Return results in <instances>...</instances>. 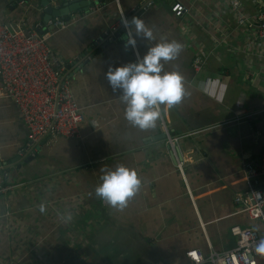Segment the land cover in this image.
<instances>
[{
	"label": "crops",
	"instance_id": "1",
	"mask_svg": "<svg viewBox=\"0 0 264 264\" xmlns=\"http://www.w3.org/2000/svg\"><path fill=\"white\" fill-rule=\"evenodd\" d=\"M90 1L47 38L85 116L80 136L47 139L23 164L31 157L27 130L14 104L0 97V170L7 171L0 176V264H188V251L206 257L232 249V226L264 235L263 224L233 201L248 189L245 164L257 163L264 146V45L255 27L264 0H238L239 12L229 0H150L143 11L148 0ZM175 2L188 9L182 18L170 11ZM40 10L34 4L23 13L0 0V22L28 13L33 25L42 21ZM239 15L253 26H240ZM133 16L153 39L131 25L106 46L94 45ZM129 32L135 46L127 43ZM173 40L184 47L176 59L161 61L162 74L179 72L185 96L171 108L160 105L156 127L141 130L125 119L123 90H114L106 73ZM90 48L85 62L67 71ZM165 127L176 155L161 139ZM118 165L141 180L122 209L95 192Z\"/></svg>",
	"mask_w": 264,
	"mask_h": 264
},
{
	"label": "built area",
	"instance_id": "2",
	"mask_svg": "<svg viewBox=\"0 0 264 264\" xmlns=\"http://www.w3.org/2000/svg\"><path fill=\"white\" fill-rule=\"evenodd\" d=\"M8 2L23 13L34 8V0ZM229 4L233 11L239 12L238 0H229ZM152 5L153 2L148 0L140 10ZM170 11L176 18H182L188 9L175 2ZM39 12L42 14L41 10ZM27 14L15 22H0V97L8 98L19 111L27 130L28 145L31 147L27 155L32 156L44 138H78L85 116L72 95L65 65L58 62L47 44L50 32L62 31L67 28L68 23L57 18L45 25L41 19L29 25ZM122 18L121 27H124ZM237 20L240 26H253L244 15H239ZM255 27L258 41L264 45V12L257 17ZM260 114L264 123V108ZM165 132L166 143L175 154L174 140L168 135L166 127ZM3 176L7 177V174L4 173ZM244 178L248 189L234 195V204L240 206L241 212L250 220L258 221L264 226V146L257 163L249 161L245 164ZM257 193L260 194L259 197ZM230 234L235 241L232 249L225 252L211 250L206 257L198 250L188 251V264H259L261 259L264 261V257L255 253V246L264 235L255 229L237 225L230 228Z\"/></svg>",
	"mask_w": 264,
	"mask_h": 264
},
{
	"label": "clouds",
	"instance_id": "3",
	"mask_svg": "<svg viewBox=\"0 0 264 264\" xmlns=\"http://www.w3.org/2000/svg\"><path fill=\"white\" fill-rule=\"evenodd\" d=\"M124 27L135 26L136 34L153 39L142 18L133 16L131 21L122 18ZM128 44L135 46L136 41L128 34ZM184 45L179 41L160 42L151 47L147 54L138 63L110 67L106 73L112 88L123 90L121 96L125 104V119L141 130L156 127L160 116V105L171 108L178 105L185 96L184 77L176 71L163 72L161 61H170L177 58ZM102 182L96 187L97 197L106 201L112 207L124 208L129 198L133 197L140 188L141 180L135 169L118 165L115 170L107 171ZM259 197V193L256 194ZM40 211L44 212L43 205ZM255 253L264 257V238L255 246Z\"/></svg>",
	"mask_w": 264,
	"mask_h": 264
},
{
	"label": "water",
	"instance_id": "4",
	"mask_svg": "<svg viewBox=\"0 0 264 264\" xmlns=\"http://www.w3.org/2000/svg\"><path fill=\"white\" fill-rule=\"evenodd\" d=\"M34 4L38 5L41 8L42 23L45 25V24H47L48 21H52V20L57 19V18L63 19L66 22L70 21L71 19L74 18V15L82 12V9L91 7L92 1H90V0L89 1L88 0H82V1L81 0H38V3H37V0H34ZM119 32H124L123 26L120 27L117 31L113 32V34H111L110 32L104 33L102 35L101 39L94 42V45L96 47L100 44L106 46L107 43L112 42L113 37L114 38L119 37ZM94 48L88 49V51L84 52V54H82V56L78 57L71 65L66 66L67 71H69L72 67H75V69H76L82 63H84L85 59L90 56L88 54ZM91 53H93V52H91ZM161 137H162L161 139H166L165 134L162 135ZM46 140H47L46 138L41 140L39 145L40 146L44 145ZM173 150L175 153L177 152V149L175 147L173 148ZM33 159L34 158L31 156V157H27L26 159H24L21 162L23 164H26L27 162H32ZM5 172H7V171L0 170V176H3Z\"/></svg>",
	"mask_w": 264,
	"mask_h": 264
}]
</instances>
